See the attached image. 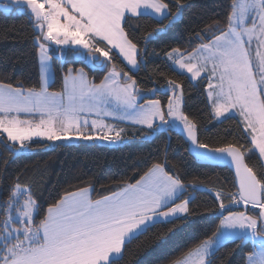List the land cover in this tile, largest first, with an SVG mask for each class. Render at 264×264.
I'll use <instances>...</instances> for the list:
<instances>
[{
    "label": "snow or ice",
    "instance_id": "obj_1",
    "mask_svg": "<svg viewBox=\"0 0 264 264\" xmlns=\"http://www.w3.org/2000/svg\"><path fill=\"white\" fill-rule=\"evenodd\" d=\"M186 6L185 0H173L172 4L167 0H0V10L27 16L40 65L39 87L25 89L21 84L0 82V143L12 155L27 150L34 138L55 142L95 137L117 144L125 142L128 131L108 123L109 118L142 126L141 131L147 129L146 136L170 132L178 121L186 140L199 150L196 157L230 158L238 193H216V228L210 236L185 246L169 264H214L215 253L238 240L260 248L248 251L241 264H264V171L245 162L254 150L264 159V0H230L226 27L214 24L197 32L195 38L200 43L190 53L176 48L167 53L174 66L191 73L192 80L204 79L201 73L207 75V96L216 118H227L226 113L231 116L238 110L245 126L243 144L237 141L214 147L202 142L197 123L181 111L182 85L176 80H167L173 97L165 112L159 100L140 104L136 80L123 69L117 71V53L134 70L146 52L126 31L130 16L158 19L160 27L144 37L147 43L175 24ZM53 44L64 55L81 57L93 67H112L99 83L89 81L82 68L77 75H72L77 70L70 68L61 91H49L54 78L50 64ZM166 160L165 156V162H153L135 183L122 181L99 198H93L95 188L91 185L66 190L48 205L39 223V202L31 187L22 188L17 178L3 201L0 264H118L126 246L150 227L187 220L194 214L192 192L202 189L171 174ZM4 194L0 189V197ZM240 202L259 209L258 213L229 210L230 204Z\"/></svg>",
    "mask_w": 264,
    "mask_h": 264
},
{
    "label": "trees",
    "instance_id": "obj_2",
    "mask_svg": "<svg viewBox=\"0 0 264 264\" xmlns=\"http://www.w3.org/2000/svg\"><path fill=\"white\" fill-rule=\"evenodd\" d=\"M167 2L172 4L173 0ZM185 3L187 6L182 17L147 43L144 37L160 27L158 20L147 15L130 16L126 31L139 48L146 47V52L136 71H130L117 55V70L127 71L136 80L139 93L143 94L142 102L159 100L165 112L169 98L173 96L168 90L167 80H176L182 85V112L197 123L202 142L214 147L237 141L243 144L246 133L237 117L227 116L215 121L206 96L207 79L193 82L185 73L175 70L166 59L167 53L174 48L182 52L197 48L200 40L195 38L196 33L206 27L214 24L226 27L224 22L230 0H185ZM167 23L164 21V24ZM50 55L53 56L54 73L49 85L52 91H61L62 72L70 68H82L88 80L96 83L104 78L108 69V65L104 69L92 67L85 59H76L71 54L62 53L60 59L52 50ZM113 63L117 61L113 60ZM0 82L13 86L21 84L25 89L40 85L38 52L33 47L32 26L26 15L18 14L15 10L8 13L0 10ZM118 127L126 128L128 136L124 143L115 146L83 140L50 145L49 142L35 140L27 152L12 155L5 144L0 143V189L5 190L4 196L0 197V218L4 216L6 190L17 178L21 187H31L34 199L39 202L40 215L36 217V223H39L48 205L66 190L74 191L91 185L95 188L93 198H99L122 181L135 183L153 162H165L166 156L171 174L179 176L188 185H199L202 189L192 192L194 199L190 208L194 214L187 220L157 223L150 227L126 246L124 258L118 264H169L170 259L177 258L185 246H190L193 241L198 242L205 235L210 236L219 223V219L213 215L219 208L216 193L223 192L227 196L236 191L231 170L195 159L188 152V143L174 128L170 132L159 131L146 136L147 129L141 131L142 126L118 123ZM246 163L254 170L259 167L264 171L262 160L255 152L250 159H246ZM224 203L229 204V200L225 199ZM229 210L245 211L249 215L257 213V209L240 204H230ZM233 249L229 256V250ZM250 250H253L251 242L238 240L226 243L215 253L214 264H221V261L224 264H241V259Z\"/></svg>",
    "mask_w": 264,
    "mask_h": 264
},
{
    "label": "rangeland",
    "instance_id": "obj_3",
    "mask_svg": "<svg viewBox=\"0 0 264 264\" xmlns=\"http://www.w3.org/2000/svg\"><path fill=\"white\" fill-rule=\"evenodd\" d=\"M4 2H6V0H4ZM253 49L255 50V43L253 44ZM52 50H53V52H54V54H55V56L56 57H58V58H60V59H62V52L58 49V47L56 46V45H52ZM76 59H83V58H81V57H75ZM103 57H100V60H104V58L102 59ZM38 62H39V55H38ZM50 64H51V68H52V62L50 61ZM89 64V63H88ZM90 66H92L93 67V65H91V64H89ZM111 65H109L108 64V69H107V71H106V74H107V72L109 71V69H111ZM39 69H40V65H39ZM81 69V68H80ZM104 69V68H103ZM69 70V69H68ZM68 70L65 72V71H63L62 72V81H63V77L65 76V75H67L68 74ZM79 70V69H78ZM78 70L76 71V72H73L72 73V75H77L78 74ZM52 71H53V68H52ZM117 71H119V70H117ZM85 72V71H84ZM180 72H183V73H185L189 78H190V80L191 81H193V82H197L198 80H200V78L199 77H197V79L196 80H192L191 79V73H188L186 70H183V71H181L180 70ZM105 74V75H106ZM201 75L202 76H204L206 79H207V75L205 74V73H201ZM87 79H88V77H87ZM52 81H53V79H52ZM52 81L50 82V84L52 83ZM207 81H208V79H207ZM122 82H123V80H122ZM129 83H130V81H128ZM214 83H215V81H214ZM49 84V85H50ZM62 85H63V82H62ZM208 86V85H207ZM48 90L49 91H52V90H50L49 88H48ZM180 90H178V92H179ZM142 100H143V94H141V93H139V96H138V102L140 103V104H146V102L148 101V100H145V101H143L142 102ZM175 102V101H174ZM182 107H183V99H182V102H180V108H181V111H182ZM235 114H239V112H238V110H235L234 112H233V114L231 115V116H233V115H235ZM228 116V114L226 113L225 114V117H227ZM236 117V116H235ZM22 118H24V117H22ZM95 117L93 116V117H89V123H91V119H94ZM222 119H224V118H216L215 117V121H220V120H222ZM108 123H111V124H114L116 127H117V129H119V127H118V123H129V122H127V121H124V122H121V121H114V120H112L111 118H109L108 119V121H107ZM157 123H159V121H157ZM130 124V123H129ZM98 134H102V133H99L98 132ZM5 137H6V134L4 135ZM7 138V137H6ZM35 140H38V141H46V142H49V144L50 145H54V144H56V143H59V142H66V143H72V142H76V141H79V140H77V139H71V140H62V141H55V142H53V141H47V140H41L40 138H34V141ZM83 141H86V140H83ZM91 141H97V142H99V143H104V144H107V145H111V146H115V145H120V144H122V143H117V144H110L109 142H107V141H102V140H99V139H96L95 137L92 139V140H89V141H87V142H91ZM124 143V142H123ZM28 151V149L27 150H25V151H23V152H27ZM258 152V151H257ZM264 160V159H263ZM23 188V187H22ZM23 202V198H21V203ZM241 204H244L243 202L241 203ZM245 205V204H244ZM258 211H259V209H257V213H258ZM14 214V213H13Z\"/></svg>",
    "mask_w": 264,
    "mask_h": 264
},
{
    "label": "water",
    "instance_id": "obj_4",
    "mask_svg": "<svg viewBox=\"0 0 264 264\" xmlns=\"http://www.w3.org/2000/svg\"><path fill=\"white\" fill-rule=\"evenodd\" d=\"M173 97V96H172ZM167 112V111H166ZM169 120H171V117H168ZM177 127L174 128V130L179 133V135L182 137V139L184 141H186L188 143V152L198 161L205 163V164H210V165H215V166H220V167H227L228 169L231 170V172L233 173V177H234V184L236 191L238 192V181L236 179V175H235V168L234 166L231 164L230 162V158H225L223 160H201L198 157H196L195 155V151H199V150H194L193 147L190 145V142H188L186 140V135L183 133L182 129H183V125L180 124L178 121L176 122ZM246 162V161H245ZM250 206V205H249Z\"/></svg>",
    "mask_w": 264,
    "mask_h": 264
},
{
    "label": "crops",
    "instance_id": "obj_5",
    "mask_svg": "<svg viewBox=\"0 0 264 264\" xmlns=\"http://www.w3.org/2000/svg\"><path fill=\"white\" fill-rule=\"evenodd\" d=\"M154 19H157V18H154ZM157 20H158V19H157ZM191 52H192V51H191ZM189 53H190V52H189ZM117 55L119 56L118 53H117ZM120 59H121V60L123 61V63L127 66V68L130 70L132 66L127 65V62L124 61L122 57H120ZM166 59H167L168 63H170V64L172 65V67H173L175 70H177V71L180 72V70L178 69V67L174 66V65L172 64V62L168 60L167 55H166ZM136 70H137V68L134 69V70H130V71H136ZM182 73H183V72H182ZM207 87H208V86H207ZM206 96H207V90H206ZM207 99H208V96H207ZM208 103H209L210 109H211V111H212V113H213V110H212V107H211V104H210L209 100H208ZM213 116H214V113H213ZM233 116H236V117L241 121V117H240L239 114H235V115H233ZM214 118H215V116H214ZM241 124H242V128H243V130H244V127H245V126H244L243 123H241ZM254 152L259 156V153H258L257 151L254 150ZM260 159L262 160V163H263V166H264V160H263L262 158H260ZM240 205H241V204H240ZM243 212H245V211H243ZM225 215H227V214H225ZM252 246H253V250H255V251H259V250H260V248H259L258 245L254 246V245L252 244Z\"/></svg>",
    "mask_w": 264,
    "mask_h": 264
},
{
    "label": "built area",
    "instance_id": "obj_6",
    "mask_svg": "<svg viewBox=\"0 0 264 264\" xmlns=\"http://www.w3.org/2000/svg\"><path fill=\"white\" fill-rule=\"evenodd\" d=\"M235 193H237V192H235ZM238 198V197H237Z\"/></svg>",
    "mask_w": 264,
    "mask_h": 264
}]
</instances>
